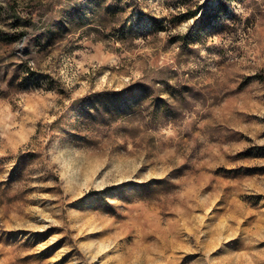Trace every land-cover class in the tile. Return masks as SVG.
<instances>
[{
  "label": "rangeland",
  "instance_id": "obj_1",
  "mask_svg": "<svg viewBox=\"0 0 264 264\" xmlns=\"http://www.w3.org/2000/svg\"><path fill=\"white\" fill-rule=\"evenodd\" d=\"M0 264H264V0H0Z\"/></svg>",
  "mask_w": 264,
  "mask_h": 264
}]
</instances>
